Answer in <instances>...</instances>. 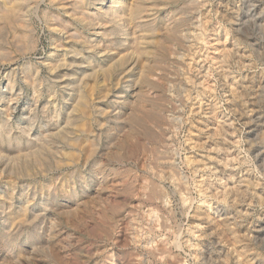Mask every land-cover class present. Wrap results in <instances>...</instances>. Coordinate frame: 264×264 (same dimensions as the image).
Masks as SVG:
<instances>
[{"label":"rangeland","instance_id":"obj_1","mask_svg":"<svg viewBox=\"0 0 264 264\" xmlns=\"http://www.w3.org/2000/svg\"><path fill=\"white\" fill-rule=\"evenodd\" d=\"M0 264H264V0H0Z\"/></svg>","mask_w":264,"mask_h":264},{"label":"bare ground","instance_id":"obj_2","mask_svg":"<svg viewBox=\"0 0 264 264\" xmlns=\"http://www.w3.org/2000/svg\"><path fill=\"white\" fill-rule=\"evenodd\" d=\"M161 1V0H160ZM196 1V0H195ZM156 3V2H155ZM179 4V3H178ZM145 5V4H144ZM249 6V5H248ZM140 8V7H139ZM189 8V7H188ZM187 8V9H188ZM143 9V8H142ZM190 9V8H189ZM196 9V8H195ZM249 12V11H248ZM257 15V14H256ZM242 17V16H241ZM243 18V17H242ZM253 18V17H252ZM244 20V19H243ZM174 21V20H173ZM186 22V21H185ZM247 22V21H246ZM178 23V22H177ZM263 23V22H262ZM255 24V23H254ZM257 24V23H256ZM261 24V23H260ZM174 25H176L177 26V28H179V27H181V25L179 26V24L177 25V24H175L174 23ZM149 26V25H148ZM183 26H184V24H183ZM259 26V25H258ZM171 30V29H170ZM171 31H173L174 32V30H171ZM170 31V32H171ZM177 32V31H176ZM170 34V33H169ZM173 34H175V33H173ZM168 35V34H167ZM170 36V35H169ZM176 36V35H175ZM171 37H172V35H171ZM203 38V37H202ZM115 70V69H114ZM11 91H13L12 89H11ZM76 98V97H75ZM83 98V94H80L79 95V97H78V100H77V103L75 104V105H80V102H81V104L82 103H84V101L82 102V99ZM77 99V98H76ZM85 100V99H84ZM75 107V106H74ZM78 107V106H77ZM76 108V107H75ZM143 126H145V125H143ZM144 128H146V127H144ZM151 137V136H150ZM154 137V136H153ZM260 156V155H259ZM40 162V161H39ZM167 165V164H166ZM31 166V165H30ZM159 166V165H158ZM168 166V165H167ZM177 169V168H176ZM12 172V171H11ZM180 177V176H179ZM181 177H183V176H181ZM185 177V176H184ZM173 178V177H172ZM184 179V178H183ZM180 184V183H179ZM129 185V184H128ZM162 185V184H161ZM240 188V187H239ZM10 189V188H9ZM226 189V188H225ZM13 190V189H12ZM181 190V189H180ZM150 192V191H149ZM182 193V192H181ZM159 194V193H158ZM158 196V195H157ZM161 196H163V195H161ZM148 197H149V195H148ZM151 197V196H150ZM166 197V196H165ZM185 197V196H184ZM221 197V196H220ZM157 199V198H156ZM186 199V198H185ZM153 200V199H152ZM147 201V200H146ZM158 201H159V199H158ZM26 202V201H25ZM162 202H163V199H162ZM166 202V201H165ZM152 203V202H151ZM150 203V204H151ZM154 203V202H153ZM157 203V202H156ZM159 203V202H158ZM164 203V202H163ZM157 206V205H156ZM166 206H167V204H166ZM223 209V208H222ZM153 210V209H152ZM151 210V211H152ZM153 213V212H152ZM167 213V212H166ZM225 214V213H224ZM154 216V215H153ZM200 216V215H199ZM165 225V224H164ZM155 228V227H154ZM153 229V228H152ZM166 229H168V228H166ZM165 229V230H166ZM226 230H229L230 232H231V234H232V236H233V238L237 241V234H236V231L234 230V229H226ZM168 231V230H167ZM227 233V232H226ZM220 234V233H219ZM232 240V239H231ZM238 251V250H237ZM157 253V252H156ZM206 254V253H205ZM261 263V262H260Z\"/></svg>","mask_w":264,"mask_h":264}]
</instances>
